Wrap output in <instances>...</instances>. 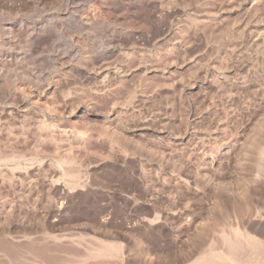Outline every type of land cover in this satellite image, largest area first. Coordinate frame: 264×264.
<instances>
[{
  "label": "rangeland",
  "instance_id": "rangeland-1",
  "mask_svg": "<svg viewBox=\"0 0 264 264\" xmlns=\"http://www.w3.org/2000/svg\"><path fill=\"white\" fill-rule=\"evenodd\" d=\"M237 225L264 264V0H0V264H201Z\"/></svg>",
  "mask_w": 264,
  "mask_h": 264
},
{
  "label": "bare ground",
  "instance_id": "bare-ground-1",
  "mask_svg": "<svg viewBox=\"0 0 264 264\" xmlns=\"http://www.w3.org/2000/svg\"><path fill=\"white\" fill-rule=\"evenodd\" d=\"M229 229H230L229 232H227L228 234H225L223 232L222 236H220V238L223 239L222 242H223L224 252H223V249L221 251L224 253V255L219 256L216 253H214L212 255V253H211V258L207 259V261H204V263L201 262V264L202 263L203 264H245L244 262H240V261L237 260L238 254L241 251L242 246L250 247V250H252L251 247L254 248V250L258 249V245H259L258 242L259 241L254 236L250 235L249 234L250 232L248 233V231L240 229V227H238V225L237 226H233V227L231 226ZM204 254H205V252H204Z\"/></svg>",
  "mask_w": 264,
  "mask_h": 264
}]
</instances>
